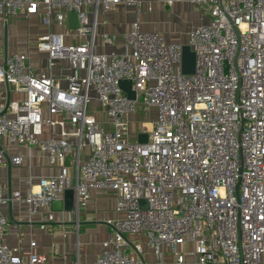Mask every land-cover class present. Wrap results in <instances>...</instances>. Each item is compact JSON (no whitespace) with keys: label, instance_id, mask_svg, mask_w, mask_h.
Returning <instances> with one entry per match:
<instances>
[{"label":"built area","instance_id":"2783aa9c","mask_svg":"<svg viewBox=\"0 0 264 264\" xmlns=\"http://www.w3.org/2000/svg\"><path fill=\"white\" fill-rule=\"evenodd\" d=\"M188 1L209 22L191 26L185 43L136 20L122 50L103 53L97 14L118 4L139 13L140 0H0V23L40 15L46 30L35 49L48 59L37 73L28 52L0 49V82L14 96L0 103V168L21 167L19 149L35 148L55 169L29 175L26 193L0 181V264L46 262L35 241L4 243V208L17 203L32 221L68 188L76 215L93 190L112 193L121 215L105 220L110 232L93 264H149L128 239L137 235L155 264L167 255L171 264H264V0ZM68 12L78 27H68ZM112 41L102 36V45ZM183 45L195 55L191 74L181 70ZM64 64L62 86L50 71ZM137 111L153 115L133 134ZM54 220L45 213L39 229L53 232Z\"/></svg>","mask_w":264,"mask_h":264},{"label":"crops","instance_id":"0c3cea01","mask_svg":"<svg viewBox=\"0 0 264 264\" xmlns=\"http://www.w3.org/2000/svg\"><path fill=\"white\" fill-rule=\"evenodd\" d=\"M150 7H156V11L143 18L146 30H156L161 32L168 42L185 43L187 32L193 25L205 24L209 22V17L202 11L195 10L188 0H176L171 6L166 5L165 0H144ZM194 11L198 15V21L192 22L190 26H180L179 19L183 10ZM172 10V13L168 12ZM135 13V16L133 15ZM174 14V19H171ZM93 19L92 14L89 15ZM139 20L138 12L134 6L118 4L108 12H99L96 16V51L97 52H120L123 48V37L132 24ZM142 21H138L140 26ZM194 23V24H193ZM68 25V24H67ZM53 31L57 30L54 26ZM141 29V28H140ZM46 28L42 25L40 15L31 16L24 19L21 16L9 18L6 23H0V49L2 55L16 52H28L29 57L36 68L37 73L46 71L45 60L47 55L39 53L35 49L38 35L44 33ZM113 37L110 44L102 45V36ZM62 70V72H60ZM52 76L60 82L62 86L66 84L64 75L68 73L67 66L58 65L51 69ZM14 96L8 93L5 83L0 82V103ZM140 116L133 115L131 130L137 125ZM136 118V119H135ZM19 152L25 155V161L21 167H2L0 168V181L10 186L18 188L26 193L29 188L25 180L29 175L40 177L53 174L54 168L47 165L45 157L35 148L30 150L20 148ZM62 200V197H60ZM115 198L110 192L93 190L85 206V210L78 212L72 211L55 212L51 208L36 215L32 221H27L23 207L17 203H11L4 208L8 217V228L4 236V243L9 246L21 245L29 247L30 241H35L34 250L46 257L45 264H93L96 255L100 252L101 241L109 234L110 227L105 224V220L119 218L121 215L114 210ZM53 212L54 222L49 227L53 230H40L39 223L41 216L47 212ZM65 233V236L62 235ZM130 241L140 242L145 252V258L149 264H155V257L147 251L144 244V236H129ZM172 257L167 255L165 264H171Z\"/></svg>","mask_w":264,"mask_h":264},{"label":"water","instance_id":"95a60500","mask_svg":"<svg viewBox=\"0 0 264 264\" xmlns=\"http://www.w3.org/2000/svg\"><path fill=\"white\" fill-rule=\"evenodd\" d=\"M67 24L70 28L78 27V19L74 12L67 13ZM195 68V55L190 50L188 45L182 46V56H181V70L184 74H191L194 72ZM120 88L126 94L129 99L135 98V92L131 89V80L120 81ZM147 141L146 133H139L137 135L138 143H145ZM143 203V201H141ZM51 209L55 212L72 211L74 209V189L68 188L63 192L62 200H56L52 202Z\"/></svg>","mask_w":264,"mask_h":264},{"label":"rangeland","instance_id":"374dc122","mask_svg":"<svg viewBox=\"0 0 264 264\" xmlns=\"http://www.w3.org/2000/svg\"><path fill=\"white\" fill-rule=\"evenodd\" d=\"M140 1H141V7H140L139 13H138V18H139L138 21L139 22L142 21L141 24H140V28H141V30H145V28H147V26L145 25V22H143V18L145 19V17H146V19H147V16L149 14H152L153 12L156 11V7H155V5L154 6L152 5L151 9L148 10L147 2H145L144 0H140ZM168 12L172 13V10H168ZM196 14L197 13H195L194 11H191L190 12L187 9L186 10H183V13H182L181 17L178 20L179 21L178 22L179 25L180 26H184V27L186 26L187 27V26H190V24L192 22H197L199 18H198V15H196ZM133 15L135 16V13L134 12H133ZM174 17H175V15L174 14H171V19L172 18L174 19ZM146 31H151V30H146ZM47 62H48V59L45 60V64H47ZM57 66L58 65H54L52 68L57 67ZM142 113H144V112L137 111L135 113L136 116H140L139 119H136L135 118L137 120V125H139V127H140V124H141V122L143 120H146V121L147 120H150L151 117H152V115H153L152 112L146 113L149 116H147L145 113L144 114H142ZM132 133L134 134V130L132 131ZM84 210H85V207L84 208H81L79 210V212H82Z\"/></svg>","mask_w":264,"mask_h":264},{"label":"bare ground","instance_id":"6f19581e","mask_svg":"<svg viewBox=\"0 0 264 264\" xmlns=\"http://www.w3.org/2000/svg\"><path fill=\"white\" fill-rule=\"evenodd\" d=\"M147 127L149 126L150 127V124L147 122L146 124H145Z\"/></svg>","mask_w":264,"mask_h":264}]
</instances>
